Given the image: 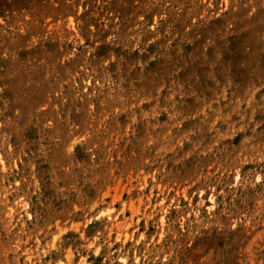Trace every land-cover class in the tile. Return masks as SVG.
I'll return each instance as SVG.
<instances>
[{
	"label": "rangeland",
	"instance_id": "obj_1",
	"mask_svg": "<svg viewBox=\"0 0 264 264\" xmlns=\"http://www.w3.org/2000/svg\"><path fill=\"white\" fill-rule=\"evenodd\" d=\"M0 264H264V0H0Z\"/></svg>",
	"mask_w": 264,
	"mask_h": 264
}]
</instances>
